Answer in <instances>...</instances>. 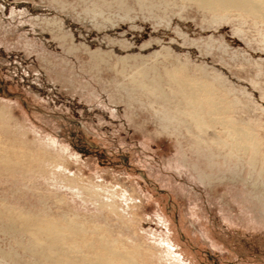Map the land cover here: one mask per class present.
I'll list each match as a JSON object with an SVG mask.
<instances>
[{"label":"rangeland","instance_id":"374dc122","mask_svg":"<svg viewBox=\"0 0 264 264\" xmlns=\"http://www.w3.org/2000/svg\"><path fill=\"white\" fill-rule=\"evenodd\" d=\"M255 2L0 0V264H264Z\"/></svg>","mask_w":264,"mask_h":264},{"label":"bare ground","instance_id":"6f19581e","mask_svg":"<svg viewBox=\"0 0 264 264\" xmlns=\"http://www.w3.org/2000/svg\"><path fill=\"white\" fill-rule=\"evenodd\" d=\"M198 1L201 4L207 6L217 5L220 6L221 8L236 6V7L247 8L251 11L257 10V7L255 5L256 4L255 0H198Z\"/></svg>","mask_w":264,"mask_h":264}]
</instances>
